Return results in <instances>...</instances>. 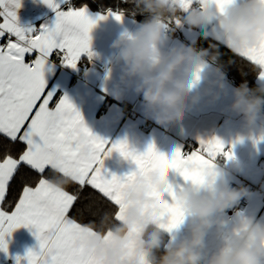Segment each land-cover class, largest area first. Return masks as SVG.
I'll return each mask as SVG.
<instances>
[{"label": "snow or ice", "instance_id": "snow-or-ice-1", "mask_svg": "<svg viewBox=\"0 0 264 264\" xmlns=\"http://www.w3.org/2000/svg\"><path fill=\"white\" fill-rule=\"evenodd\" d=\"M179 2L185 9L211 3L223 14L233 0ZM257 2L264 5V0ZM43 3L53 10L55 20L37 31L19 23L22 0H0V40L5 41L0 43V251L7 253L5 237L25 226L35 228L39 251L29 250L25 257H17V264L21 259L27 264H101L96 253L81 243L87 232L95 231L90 226L97 222L85 224L76 218L82 197L99 195L111 206L113 218L119 220L124 192L137 177L155 172L164 178L169 170H174L185 181L200 185L218 156L230 160L233 153L217 137L200 140V147L189 154L177 148L168 158L154 144L140 153L126 141L109 145L94 135L66 95L57 99L47 90L45 72L50 70L53 56L72 69L78 67L83 56L90 59L94 55L90 44L92 29L109 16L122 22L125 9L103 8L104 14L93 18L89 0ZM173 23L179 26L180 21ZM224 27L225 22L221 21L218 41L225 35ZM224 47L264 81V37L253 49L233 52L230 43ZM259 139L264 140V136ZM112 152L134 163L136 170L123 177L112 174L108 178L104 159ZM54 175L71 178L72 190L52 186L49 180ZM151 192L157 209L169 221V230L182 223L183 189L180 193L169 191L171 202L155 188ZM93 211L98 218L109 212L103 206Z\"/></svg>", "mask_w": 264, "mask_h": 264}, {"label": "crops", "instance_id": "crops-1", "mask_svg": "<svg viewBox=\"0 0 264 264\" xmlns=\"http://www.w3.org/2000/svg\"><path fill=\"white\" fill-rule=\"evenodd\" d=\"M243 2L244 0H241V3ZM210 5L211 3L207 7L197 5L185 9L179 0L173 2V6H177L179 12L183 14L189 13L194 8L207 11ZM98 13L104 14L92 10L91 15L95 18ZM18 20L22 27H32L39 31L42 25L51 24L55 20V13L43 3V0H22V6L18 9ZM221 21L225 22L223 29L225 35L218 41L217 35L222 33ZM221 21L211 29V32L207 27L193 28L185 23L180 35L165 33L159 50L163 54H168L173 49L193 48L192 45L199 41L203 32L223 46L230 43L232 49L233 41L227 30V21L226 19ZM161 22L167 26L164 21ZM142 24L126 15L122 22L116 21L111 16L106 20L98 21L90 33L91 51L94 53L91 58L104 64V68L91 66L81 69L80 62L88 59L86 55L82 57L76 69L55 62L51 57L50 70L45 72L46 88L52 91L57 99L66 95L80 111L91 132L108 141L109 145L126 141L131 148L142 153L149 144H154L159 152L171 158L177 148L184 153L189 140L193 141V146L187 154L200 147V140L217 137L224 142L226 150L232 151L233 158L229 160L223 155L218 156L215 163L208 167L204 182L200 185H192L191 182L185 181L174 170H169L164 178L155 172L148 176L137 177L124 192L118 220L123 226L128 225V213L133 208L139 211L141 217V223L127 226L121 264H137L138 261H143V264H153L148 253L141 250L145 245L143 235L147 229L154 227L167 234L169 238L166 250L172 251L176 250L186 238L188 226L194 220L188 217L185 210L182 223L169 230L168 219L156 207L152 188L158 190L169 202H171V198L167 195L169 191L176 190L180 193L183 189L181 195L185 209L186 193L206 190L209 186L207 185L209 176L212 178V187L221 179L227 183L235 181L253 184L255 191L249 198L245 212L231 216L224 210L214 215V223L206 232L202 249V264H208L215 253L230 244L238 235L239 227L246 218L250 217L254 222L264 225V140L259 139L264 136V113L260 112L253 127H246L242 114L231 107L237 98L239 88L219 67L205 58V74H210L213 82L206 83L203 89L194 93L189 101L190 111L185 120L160 123L156 114L145 106L142 95L136 91L135 84L127 83L122 79L123 64L117 57V49L113 47L120 35L134 34ZM4 42L0 40V43ZM256 45L237 48L233 52L253 49ZM196 52L204 58L197 50ZM257 84L264 89V81L257 78ZM203 97L206 99L202 100ZM143 126H148V130H144ZM104 169L108 178H111L112 174L123 177L135 171L136 166L121 157L118 152H112L104 159ZM66 178L71 180L69 177ZM169 181L171 188L163 191L161 186ZM49 183L54 187H61L50 180ZM140 196L144 199L141 200ZM35 231V228L21 226L7 235L5 237L7 253L0 251V264H17V257H25L29 250L39 251V241ZM107 233L106 236L97 231H89L81 242L84 247L96 253L101 264H106L105 257L96 247H87L84 242L99 235L100 247H106L115 240L114 232ZM19 264H27V261L21 259Z\"/></svg>", "mask_w": 264, "mask_h": 264}, {"label": "clouds", "instance_id": "clouds-1", "mask_svg": "<svg viewBox=\"0 0 264 264\" xmlns=\"http://www.w3.org/2000/svg\"><path fill=\"white\" fill-rule=\"evenodd\" d=\"M144 11L155 19L143 22L134 34L120 35L114 42L117 57L123 64L122 79L134 83L136 91L142 95L143 102L150 112L156 114L160 123L176 122L186 119L189 101L194 93L212 83L210 74H205V58H201L194 48L173 49L168 54L159 50L166 25L159 19L165 12L178 11L173 8L174 0H142ZM227 21L233 48L252 47L264 37V5L257 0H233L222 14L211 4L207 11H193L185 17V23L193 28L207 27L209 32L220 23ZM209 54L205 53V57ZM247 88L237 92L231 107L242 114L245 126L251 128L264 107V96L248 95ZM259 91H264L260 89ZM215 95V93H214ZM206 99V97H203ZM212 178L207 179L206 190L186 193L185 210L194 220L188 226L186 238L178 248L167 257L166 264H202V249L206 232L214 223L213 217L237 203L247 195L244 188L236 189L221 179L214 187ZM163 191L171 188V182L161 186ZM141 200L143 196L139 197ZM141 223L139 211L129 210L128 225L118 227L115 240L106 247H100V237L85 241L87 247H96L105 257L106 264H121L123 244L127 226ZM165 236L153 233L151 239L142 247L155 264L156 253L166 248ZM208 264H264V225L252 218H246L239 227L230 244L215 253Z\"/></svg>", "mask_w": 264, "mask_h": 264}, {"label": "trees", "instance_id": "trees-1", "mask_svg": "<svg viewBox=\"0 0 264 264\" xmlns=\"http://www.w3.org/2000/svg\"><path fill=\"white\" fill-rule=\"evenodd\" d=\"M77 2H79V0H77ZM127 2V4H121L120 0H89L92 10L95 12L104 13L103 8H123L125 9L124 15L139 22L143 23L147 20L155 19V17L150 16L149 13L144 11L145 6L142 0H127ZM182 16L183 13H180L179 11H168L165 12L159 19L164 21L167 25L173 27L175 26V23L173 22L180 20ZM192 46L209 62L219 67L226 74L227 78L239 89L247 88L249 90V96H264V91H259L261 88L257 84L256 73L247 63L236 57L220 42L209 38L208 35L203 32L199 41ZM205 53H208L209 55L205 57ZM261 111L264 113V107H262ZM50 181L61 187L67 186L69 190H72L73 188V186L70 185L71 180L60 175H54L51 177ZM101 206L109 212H107L103 217L98 218L93 209H98ZM111 210V206L103 202L99 195H86L81 198L80 215L76 218L79 222L85 224L97 220V222L94 225H91L90 228H94L95 231L100 234H106L109 231L115 232L118 227H123V225L118 220L113 218ZM89 217H91V220ZM153 233L163 234L165 236V243L167 244L169 238L167 234L154 227H150L143 235L145 245L151 239ZM174 251L175 250L168 251L166 248L160 249L156 253L155 264H166L167 257L174 253ZM151 261L153 262L152 259Z\"/></svg>", "mask_w": 264, "mask_h": 264}, {"label": "built area", "instance_id": "built-area-1", "mask_svg": "<svg viewBox=\"0 0 264 264\" xmlns=\"http://www.w3.org/2000/svg\"><path fill=\"white\" fill-rule=\"evenodd\" d=\"M173 8L174 9H178V11H179V8L177 6H173ZM178 11H171V12H178ZM193 11L200 12L202 10L200 8H194L189 13L183 14L181 19L179 20L180 21L179 26H177L176 24L173 27L167 25L166 28H165V33L166 34H171V35H174V36L180 35L181 31H182V28L185 25V17L187 15H189L190 13H192ZM53 60L55 62H61V60H60V58L58 56H53ZM91 66L92 67H98L100 69L104 68V64H102L101 62H99L98 60L93 59V58L84 59V60H82L80 62L81 69H85V68H88V67H91ZM141 98H142V96H141ZM143 129L144 130H148V126H143ZM186 145H187V147H186V149L184 151V154H187L189 152V150L192 148L193 141L189 140ZM228 184L232 188H236V189L244 188V189H246L247 195L242 197L237 203H235L231 207L225 209V211L231 216L235 215L237 213L245 212L246 209L248 208V205H249V198L255 191V186L253 184H251V183H246V182L238 183V182H235V181H229Z\"/></svg>", "mask_w": 264, "mask_h": 264}]
</instances>
